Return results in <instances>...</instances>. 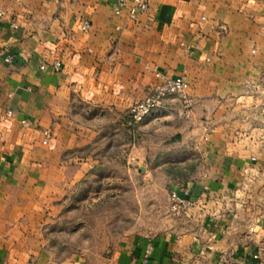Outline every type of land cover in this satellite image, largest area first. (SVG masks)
<instances>
[{
	"label": "crops",
	"instance_id": "obj_1",
	"mask_svg": "<svg viewBox=\"0 0 264 264\" xmlns=\"http://www.w3.org/2000/svg\"><path fill=\"white\" fill-rule=\"evenodd\" d=\"M115 2L0 0V264H84L45 248L48 224L81 183L108 178L95 172L108 162L101 151L124 147L139 166L168 152L198 165L168 177V191L187 187V214L174 229L120 238L115 264H144L148 248L145 264H264V0H149L134 19ZM47 48L57 71L40 68ZM150 66L185 71L194 108L181 117L166 99L129 140L128 108L156 81Z\"/></svg>",
	"mask_w": 264,
	"mask_h": 264
},
{
	"label": "rangeland",
	"instance_id": "obj_2",
	"mask_svg": "<svg viewBox=\"0 0 264 264\" xmlns=\"http://www.w3.org/2000/svg\"><path fill=\"white\" fill-rule=\"evenodd\" d=\"M141 124L130 125L129 140L136 138L135 130ZM101 152L100 156L105 153L108 162L95 172L110 174L108 178L81 183L59 221L48 224L45 236L49 241L45 248L51 251L53 246L61 263L75 255L84 259V264H115L112 253L120 238L174 229L178 217L169 209L168 188L173 181L168 177L189 176L198 165L195 154L189 165H180V161L190 154L168 152L139 166L127 161L126 147Z\"/></svg>",
	"mask_w": 264,
	"mask_h": 264
},
{
	"label": "built area",
	"instance_id": "obj_3",
	"mask_svg": "<svg viewBox=\"0 0 264 264\" xmlns=\"http://www.w3.org/2000/svg\"><path fill=\"white\" fill-rule=\"evenodd\" d=\"M149 8V0H116L112 6V11L115 15H122L126 9L129 18L134 19L138 14L144 13ZM5 15V12L0 9V18ZM203 18V17H202ZM200 25V22L197 23ZM16 27L15 24H12ZM79 30L82 33H88L91 29V22L88 19H82L78 25ZM119 26H115V30H118ZM48 58L41 64L40 68H45V64L50 62V66L54 70L61 68V59L57 56V48H47ZM49 57L51 59L49 60ZM6 61H11V58L7 56ZM154 76L155 82L149 88L148 92L139 100L134 102L128 108V123L131 126H138L147 118L154 116L162 107L163 102L166 99H174L178 102L177 114L181 117H189L193 111L195 100L189 94V82L185 71L180 72L177 75H170L167 71L158 68L157 66H150L147 68ZM249 87L255 88V86ZM12 118V111L7 110L5 116L2 118L1 123L3 127L10 123ZM21 124L25 127H32L31 121L22 119ZM44 145L49 146L53 141L51 131L48 129L41 130ZM264 152V142H263ZM188 189L183 186L179 191H169V209L176 217H182L187 214L191 207V201L187 198ZM150 254V248L146 250V257L144 258V264L147 262L148 255ZM254 257H257L256 255Z\"/></svg>",
	"mask_w": 264,
	"mask_h": 264
}]
</instances>
